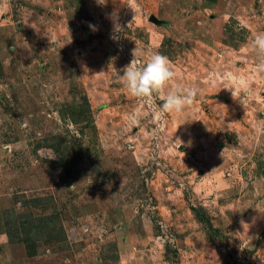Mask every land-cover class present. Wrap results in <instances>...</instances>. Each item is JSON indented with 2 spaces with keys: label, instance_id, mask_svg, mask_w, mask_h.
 Here are the masks:
<instances>
[{
  "label": "rangeland",
  "instance_id": "1",
  "mask_svg": "<svg viewBox=\"0 0 264 264\" xmlns=\"http://www.w3.org/2000/svg\"><path fill=\"white\" fill-rule=\"evenodd\" d=\"M260 33L264 0H0V264H264Z\"/></svg>",
  "mask_w": 264,
  "mask_h": 264
},
{
  "label": "clouds",
  "instance_id": "2",
  "mask_svg": "<svg viewBox=\"0 0 264 264\" xmlns=\"http://www.w3.org/2000/svg\"><path fill=\"white\" fill-rule=\"evenodd\" d=\"M106 2L107 0H97L100 5H104ZM89 27L93 31L97 30L94 25L90 24ZM114 27L115 30H119L118 25H114ZM253 47L264 54V33L256 35ZM174 76L171 61L167 56L158 52L153 53L144 63H137L133 59L123 72L124 83L129 94L141 100H151L154 93L163 91L174 79ZM195 96L196 91L194 89L175 86L164 97V104L158 115H162L164 112L182 111L194 103ZM131 119L138 122L136 116L131 117ZM68 126L70 129L74 127L70 118ZM55 158L56 156L53 155L51 159Z\"/></svg>",
  "mask_w": 264,
  "mask_h": 264
},
{
  "label": "trees",
  "instance_id": "3",
  "mask_svg": "<svg viewBox=\"0 0 264 264\" xmlns=\"http://www.w3.org/2000/svg\"><path fill=\"white\" fill-rule=\"evenodd\" d=\"M26 247H27L28 249H34L35 246H34L33 244H28V242H27ZM28 254H30V255H34V254H32V252H30V253H28Z\"/></svg>",
  "mask_w": 264,
  "mask_h": 264
}]
</instances>
